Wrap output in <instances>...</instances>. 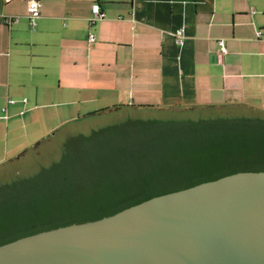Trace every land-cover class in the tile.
Segmentation results:
<instances>
[{"label":"crops","instance_id":"0c3cea01","mask_svg":"<svg viewBox=\"0 0 264 264\" xmlns=\"http://www.w3.org/2000/svg\"><path fill=\"white\" fill-rule=\"evenodd\" d=\"M28 1L0 0V164L116 106L264 113V0Z\"/></svg>","mask_w":264,"mask_h":264},{"label":"water","instance_id":"95a60500","mask_svg":"<svg viewBox=\"0 0 264 264\" xmlns=\"http://www.w3.org/2000/svg\"><path fill=\"white\" fill-rule=\"evenodd\" d=\"M264 113L245 106L115 109L72 121L0 164V189L61 160L67 138L127 119L193 120ZM72 145V143H71ZM0 264H264V172L165 194L92 223L0 246Z\"/></svg>","mask_w":264,"mask_h":264},{"label":"trees","instance_id":"16d2710c","mask_svg":"<svg viewBox=\"0 0 264 264\" xmlns=\"http://www.w3.org/2000/svg\"><path fill=\"white\" fill-rule=\"evenodd\" d=\"M246 172H264V118L127 119L67 138L58 163L2 185L0 246Z\"/></svg>","mask_w":264,"mask_h":264},{"label":"built area","instance_id":"2783aa9c","mask_svg":"<svg viewBox=\"0 0 264 264\" xmlns=\"http://www.w3.org/2000/svg\"><path fill=\"white\" fill-rule=\"evenodd\" d=\"M10 0H6V2H9ZM40 2L38 0H31L28 1L27 6H26V17L28 18V22L29 25L34 28L35 27V21L36 19H38L40 17ZM93 14H94V20L92 19V21H96L97 19H102L104 16L99 12V10L97 8H93ZM16 17H12V16H5L3 17L2 21L5 24L10 23L11 21L16 22ZM174 36L176 38V43L177 44H181L182 40H183V31L181 29L176 30V32H174ZM258 36H260V34H258ZM91 37H89V40H91ZM219 46H220V54L224 55L226 50L223 46L222 41L218 42Z\"/></svg>","mask_w":264,"mask_h":264},{"label":"rangeland","instance_id":"374dc122","mask_svg":"<svg viewBox=\"0 0 264 264\" xmlns=\"http://www.w3.org/2000/svg\"><path fill=\"white\" fill-rule=\"evenodd\" d=\"M122 108H123V107H122ZM134 108H135V107H134ZM123 109H130V108H123ZM113 110H115V109H112V110H110V111H113ZM110 111H107V112H110ZM105 112H106V111H105ZM107 112H106V113H107ZM101 113H104V112H101ZM101 113H100V114H101ZM98 115H99V114H98ZM81 119H82V118H80V120H81ZM50 134H51V133H50ZM48 135H49V134H48ZM25 151H26V150H25Z\"/></svg>","mask_w":264,"mask_h":264}]
</instances>
